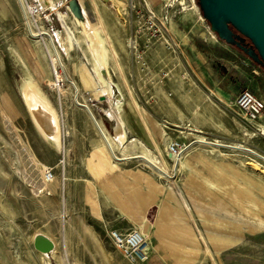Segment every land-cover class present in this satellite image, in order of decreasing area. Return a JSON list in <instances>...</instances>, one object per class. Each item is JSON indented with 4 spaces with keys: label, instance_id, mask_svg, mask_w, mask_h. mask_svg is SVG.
I'll return each instance as SVG.
<instances>
[{
    "label": "rangeland",
    "instance_id": "1",
    "mask_svg": "<svg viewBox=\"0 0 264 264\" xmlns=\"http://www.w3.org/2000/svg\"><path fill=\"white\" fill-rule=\"evenodd\" d=\"M25 2L40 10L37 26L29 27L19 0H0V264H43L37 235L55 240L64 264H130L109 233L143 228L93 176L101 137L78 102L112 135L110 113L118 107L128 146L116 153L135 158L114 173L131 186L138 178L143 192L145 178L159 187L145 208L151 237L144 264H264V160L196 142L243 145L264 156L262 117L252 122L235 105L245 90L264 100V68L212 31L198 0ZM54 44L61 62H52ZM28 95L43 101L56 137L34 117ZM148 124L164 139L148 143L149 155L159 157L168 178L136 158L145 155L139 136ZM172 141L183 147L175 171ZM43 169L55 173L50 195L37 193L47 184Z\"/></svg>",
    "mask_w": 264,
    "mask_h": 264
},
{
    "label": "crops",
    "instance_id": "2",
    "mask_svg": "<svg viewBox=\"0 0 264 264\" xmlns=\"http://www.w3.org/2000/svg\"><path fill=\"white\" fill-rule=\"evenodd\" d=\"M101 2L103 3V6L106 7L105 1H101ZM99 12L101 15L104 14V10H102L101 8ZM262 120L264 121V116H262ZM97 123H98V126H95V127L101 137V146L97 147L96 150L94 151L93 164H91V166L89 164V167L92 169V172H93L92 174L97 180H99L100 187L102 188L103 192L106 194L108 200L112 201V203L120 210L122 214H124V216L131 218L134 225H137L139 227L141 226L143 230L142 231L140 230V231L146 238L147 237L149 238L151 237V234L150 236L148 234V227L150 223L148 222L149 220L147 219L145 208L148 207L149 202L150 204H152L155 201L156 199L155 194H156V191L159 190V187L156 186V184L152 181V179L145 178L146 180L145 184L147 185L148 190L147 192H143V189H141L138 185V178H136L137 185L131 186L130 181L127 180L121 173H114L118 169V165L120 162L127 163V161H129V160L118 161L117 160L118 158H121V159L123 158L120 157L118 153H116L117 149L120 150L123 148L126 150L128 146L126 145V147H123L124 142L128 136L127 126H116L115 134L112 135L99 121H97ZM141 124H142V121H141ZM148 127L150 131H147L143 127V125L140 126L141 136H139V139H140L139 141L141 142L142 144L141 147L143 148L142 155L145 154L153 158L154 155L153 156L149 155V151L150 152L152 151L149 149L148 143L154 146L156 144H159L161 140L164 141V139L160 137V133L155 129L154 126H150L148 124ZM257 130L260 133H263L264 135V124H259ZM103 131L106 132V135L103 133ZM191 134H194V133H191ZM132 139H136L135 136L132 137ZM200 139L206 140L205 138H200ZM200 139H198L196 142H198ZM215 142H219V141H215ZM227 146H230V145H227ZM125 150L123 152V155H124L123 157H125L124 153L127 154V151ZM257 154L260 155L259 153ZM116 156L118 158L115 159L114 157ZM260 156L264 158V156L262 155ZM53 184H55V182L52 184H46L44 187H38L37 193L46 192L47 194L50 195L52 193L51 190L53 188L52 187ZM41 188H44V190L40 191ZM221 209H228V208H221ZM237 209L242 210V207L241 206L237 207ZM176 212L180 214L179 210H176ZM155 234L152 233V236L154 235L153 237H156ZM34 238L35 236L33 237V240ZM50 239L53 240V242L55 243L56 250H57V244L55 240L53 238H50ZM53 255L57 259V264H64L63 260H61V258L56 254V251L54 252ZM39 257L43 264H51L49 257H46L40 253H39Z\"/></svg>",
    "mask_w": 264,
    "mask_h": 264
},
{
    "label": "water",
    "instance_id": "3",
    "mask_svg": "<svg viewBox=\"0 0 264 264\" xmlns=\"http://www.w3.org/2000/svg\"><path fill=\"white\" fill-rule=\"evenodd\" d=\"M204 18L222 40L242 49L253 61L264 68V0H198ZM76 17L80 12L70 3ZM58 20L60 21L59 17ZM61 23V22H60ZM62 26V24H61ZM248 40L252 48L243 44ZM92 114V111L87 107ZM37 251L52 253L54 243L44 235L34 241Z\"/></svg>",
    "mask_w": 264,
    "mask_h": 264
},
{
    "label": "bare ground",
    "instance_id": "4",
    "mask_svg": "<svg viewBox=\"0 0 264 264\" xmlns=\"http://www.w3.org/2000/svg\"><path fill=\"white\" fill-rule=\"evenodd\" d=\"M21 2V7H22V11L23 13L25 14L26 16V19H27V24L29 25V27L32 26L31 22L33 21V24L34 25H38V22H39V19L37 20V17H39L40 15L37 14V16H35L34 14H32L31 12V7H29L28 5H26V2L25 0H19ZM39 10V9H38ZM84 14V13H83ZM31 16V17H30ZM85 17V16H84ZM79 20V19H77ZM80 22H83V23H86L84 20H79ZM88 26H86L87 28ZM40 36H43V35H48L47 33L45 32H41L39 33ZM35 36V34H34ZM92 39L94 40V43L95 45H98L97 42L98 40L96 39V36L94 34V32H92V35H91ZM52 39V38H51ZM44 40V39H43ZM53 40V39H52ZM53 42H51V45H52ZM45 46V45H44ZM45 49H47L46 51H49L48 47L45 46ZM53 49V52L55 53V58L52 59V62L53 63H56V62H59L60 60V56H59V52L57 50V48L55 47V44L53 45L52 47ZM50 53V52H49ZM48 53V54H49ZM50 55V54H49ZM61 62V60H60ZM54 69H55V73H56V76L58 75V72H57V69L55 68L54 66ZM62 79H60V76H57V80L58 82H60ZM105 92V91H104ZM31 93V92H30ZM29 96V103H30V108H31V111L34 115V117L37 119V121L40 122L41 124V127L43 128V130L46 132V134H48L49 136L51 137H56L58 135V129H57V125H56V122L53 118V116L49 113L47 107L45 106V104L43 103V101L37 97V95H28ZM79 105L83 106L86 110H87V107L88 106H85L83 104H80L78 102ZM120 104V103H119ZM89 108V107H88ZM114 108V107H113ZM90 109V108H89ZM115 110L112 111V113H110V116L113 120L116 121L117 123V126H120V120H119V116L117 114V111L116 109H118V107H115L114 108ZM88 111V110H87ZM89 112V111H88ZM90 113V112H89ZM92 119L94 120V124L95 126H98V123H97V120H96V117L94 116V114L90 113ZM103 133L106 135V132L103 131ZM137 139H132V143L133 142H136ZM140 142V141H139ZM199 143H205L206 145H214V146H218V147H224V148H231V149H236V150H241V151H246L248 153H251L252 155L256 156V157H259L261 159L264 160L263 157H261L260 155H258L256 152L250 150L249 148H246L244 147L243 145H240V146H227V145H223L219 142H208L207 140H199L198 141ZM141 143V142H140ZM112 145V143H111ZM213 146V147H214ZM114 150V149H113ZM170 145H169V149H168V152L171 156V158L175 161V164H174V171L176 170V167L179 165L178 161H180V156H174L173 154L170 153ZM127 154H125V157H126ZM115 159L118 158L117 156L114 157ZM135 157H126V158H118L117 160L118 161H122V160H132L134 159ZM136 158H139L140 161L144 162L145 164H147L148 166H150L151 168H153L158 174L164 176V178H168L169 177V174L168 172L166 171L163 163L160 161L159 157L157 155H154L153 158L147 156V155H144V156H137ZM42 169V168H41ZM40 173H41V176L43 174L46 173V176H45V180H46V183L47 184H52L56 181V178L54 176H52L51 178L48 179V174L46 172V169L44 170H40ZM64 181V180H63ZM135 230V229H133ZM141 232V231H140ZM141 235L146 239V237L142 234L141 232ZM38 236V235H37ZM35 236V238L37 237ZM35 238H34V241H35ZM48 238V237H47ZM50 239V238H49ZM153 240H156V238H152ZM51 240V239H50ZM147 240V239H146ZM53 242V240H51ZM54 243V242H53ZM56 251V245L54 243V249L52 251V254H54V252ZM40 254L48 257L47 254L45 253H41L39 252Z\"/></svg>",
    "mask_w": 264,
    "mask_h": 264
},
{
    "label": "built area",
    "instance_id": "5",
    "mask_svg": "<svg viewBox=\"0 0 264 264\" xmlns=\"http://www.w3.org/2000/svg\"><path fill=\"white\" fill-rule=\"evenodd\" d=\"M32 7V14H41L37 7ZM236 107L252 122L258 121L264 114V100L250 90L242 91L235 103ZM170 153L179 156L183 153L182 145L177 141L170 143ZM65 161H63V165ZM48 179L55 173L52 169H47ZM110 240L121 252L122 256L130 264H144L149 261L150 249L147 240L141 235L140 230H129L122 233L119 230H112L109 233Z\"/></svg>",
    "mask_w": 264,
    "mask_h": 264
},
{
    "label": "trees",
    "instance_id": "6",
    "mask_svg": "<svg viewBox=\"0 0 264 264\" xmlns=\"http://www.w3.org/2000/svg\"><path fill=\"white\" fill-rule=\"evenodd\" d=\"M238 48V47H237ZM239 50H241L242 52H244L242 49H240V48H238ZM245 53V52H244ZM256 63V62H255ZM104 123H105V125L109 128V129H111L110 128V123H109V121L107 120V119H104Z\"/></svg>",
    "mask_w": 264,
    "mask_h": 264
},
{
    "label": "flooded vegetation",
    "instance_id": "7",
    "mask_svg": "<svg viewBox=\"0 0 264 264\" xmlns=\"http://www.w3.org/2000/svg\"><path fill=\"white\" fill-rule=\"evenodd\" d=\"M245 47L247 48H252V45L250 42H247V40L245 41V43L243 44Z\"/></svg>",
    "mask_w": 264,
    "mask_h": 264
}]
</instances>
